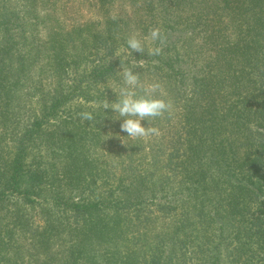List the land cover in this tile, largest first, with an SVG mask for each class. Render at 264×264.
<instances>
[{
  "label": "trees",
  "instance_id": "obj_1",
  "mask_svg": "<svg viewBox=\"0 0 264 264\" xmlns=\"http://www.w3.org/2000/svg\"><path fill=\"white\" fill-rule=\"evenodd\" d=\"M121 62L159 137L99 107ZM0 264H264V0H0Z\"/></svg>",
  "mask_w": 264,
  "mask_h": 264
},
{
  "label": "clouds",
  "instance_id": "obj_2",
  "mask_svg": "<svg viewBox=\"0 0 264 264\" xmlns=\"http://www.w3.org/2000/svg\"><path fill=\"white\" fill-rule=\"evenodd\" d=\"M166 40L165 34L159 27L149 30V34L142 41L137 34L131 35L127 39V46L132 51L144 53L145 42L155 43L159 41L161 44ZM162 53L161 47L147 48L149 56H159ZM119 53H117V57ZM122 83L118 87H110L116 94L117 100L109 102L107 99L100 102L99 107L103 110L111 109L118 114L119 118H123L120 124L122 132H126L128 138L132 140H143L150 137H159L161 131L153 126L156 118L164 117L165 113L171 114L172 104L163 98L157 97V93L161 89L158 82L144 83L140 79L138 73H134L132 68L125 67L121 62ZM143 66L141 61L139 65ZM82 121H93L95 117L92 112L83 111L78 113ZM142 121H147L148 126L142 125ZM122 141V140H121ZM122 143H124L122 141Z\"/></svg>",
  "mask_w": 264,
  "mask_h": 264
},
{
  "label": "rangeland",
  "instance_id": "obj_3",
  "mask_svg": "<svg viewBox=\"0 0 264 264\" xmlns=\"http://www.w3.org/2000/svg\"><path fill=\"white\" fill-rule=\"evenodd\" d=\"M82 12L83 15H85L87 13L85 7H82L81 6V10L78 12V15ZM76 100V99H75ZM245 109L247 108V105L243 104L242 105ZM116 114V113H115ZM66 114L62 115V117L66 118ZM92 123H94L92 121ZM94 124H97V128L99 130V132H102L103 133H113V131H115V123L112 122V123H108V122H104L103 120H98V123H94ZM78 127L82 130V129H85L88 127V129L91 127V125H88L86 123L83 122V124H80V123H77ZM39 207L36 206L35 207V210L34 211H30V214L32 215V219L33 221L35 222H39L40 221V217H39ZM167 222L169 220H166ZM252 255V254H251ZM254 261H256V258L254 259Z\"/></svg>",
  "mask_w": 264,
  "mask_h": 264
}]
</instances>
